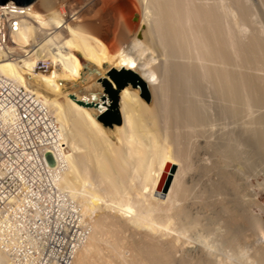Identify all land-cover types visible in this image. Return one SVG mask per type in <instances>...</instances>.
Returning <instances> with one entry per match:
<instances>
[{"label":"bare ground","instance_id":"1","mask_svg":"<svg viewBox=\"0 0 264 264\" xmlns=\"http://www.w3.org/2000/svg\"><path fill=\"white\" fill-rule=\"evenodd\" d=\"M226 1L137 0L139 24L116 14L100 36V26L86 28L74 16L73 3L64 12L53 0L32 3L35 10L0 49V74L40 97L60 128L61 208L55 219L38 212L31 221L24 208L0 217V264H225L189 242L186 234L205 224L210 231L217 225L229 250L251 248L255 264H264V228L249 180L264 160V38L254 31L240 37L246 4L234 0L233 18ZM113 69L130 70L136 81L120 88L121 121L107 127L97 118V78ZM204 79L236 127L205 140L209 157L199 156L198 144L190 163L184 135L169 128L208 124L197 103ZM79 86L89 93L80 97ZM132 191L136 204L126 203ZM43 240L52 246L48 256Z\"/></svg>","mask_w":264,"mask_h":264},{"label":"built area","instance_id":"2","mask_svg":"<svg viewBox=\"0 0 264 264\" xmlns=\"http://www.w3.org/2000/svg\"><path fill=\"white\" fill-rule=\"evenodd\" d=\"M34 10L32 4L12 0L0 4L1 50L7 49L11 33ZM8 56L15 54L8 52ZM60 144L65 145L60 128L42 99L0 74V217L24 208L31 221L36 220L31 214L38 212L56 218L61 203L55 185L59 175L55 152ZM50 245L43 240L46 256Z\"/></svg>","mask_w":264,"mask_h":264},{"label":"rangeland","instance_id":"3","mask_svg":"<svg viewBox=\"0 0 264 264\" xmlns=\"http://www.w3.org/2000/svg\"><path fill=\"white\" fill-rule=\"evenodd\" d=\"M53 1H54L55 8H59L60 10L61 9L67 10L69 8V6H68L69 3H73L74 6L72 5V9H73V12L75 13L74 16L78 15L77 19H81L80 23L82 22L81 24L86 28H88V27L90 28V26H92V24L100 26L101 30H99L100 31L98 34L99 36H100V34L105 33L107 29H109L108 32L110 31V28H112L113 23L116 19L115 18L113 20L112 17L114 18V15H116V14L119 15L121 13L120 15H123V18L126 20H128V18L130 19L132 17L131 20L133 22L139 24V21L137 19L138 17L134 18L135 13H138L137 10H139V8H138L139 4H138L137 0H102V1L101 0H53ZM226 2H229V4H230L229 6H231V8L234 7V9H232L233 10L232 11L233 12V15H232L233 18L234 17L238 18L239 11H238V9H235V8H237L236 5L233 6V3L236 4V2L234 0H227ZM242 3L244 5L246 4L245 5L246 6V12H248L249 15H246L247 21H245V23H244V20L246 18L242 21L244 24L242 23L243 25L241 24V26H243V27L236 30L237 34L240 33L241 36L238 34L240 37H245L246 35L250 34L252 31H254V32L260 33L262 35V37L264 38V0H246V1L243 0ZM88 6H90V7H88ZM87 8L90 10V12L88 11ZM150 9H151V11L154 10L153 7H151ZM247 10H249V11H247ZM42 12H47V11H42ZM234 14H236L237 17H236V15L234 16ZM117 15L115 17H117ZM151 16L153 17V14ZM247 16H249V17H247ZM105 19H107V20L105 21ZM101 20H103V21L101 22ZM103 22L105 25H101ZM103 27H105L104 28L105 31L103 30ZM256 29H258V30L260 29L261 32L256 31ZM238 30H240V31H238ZM242 34H244V35H242ZM103 36L104 35H101V38H103ZM109 36H110V34H109ZM106 40H105V42L107 43ZM108 41L112 42L111 40H108ZM109 42L107 43L108 45H109ZM113 43H114V41L112 42V44ZM164 58H165V56L163 54L162 55L160 54L158 59L163 60ZM184 59L186 60V58H184ZM198 62H199V66H200L202 62L201 61H198ZM113 70L118 71L116 69H113ZM201 71H202V69H201ZM115 77L118 78L117 75ZM103 78H106V77L105 76H98V78H97L98 84L100 85V87H102L101 88V91H102L101 92L102 93V95H101L102 109L99 112V114L102 111L106 110V108H108L110 105V98H109L108 92L105 90V85L103 84ZM107 79L110 81L111 86L113 88L117 89V98H118L120 86H118L117 82L114 80V77L111 74H108ZM122 80H123V84H124V82H125L124 78ZM84 82H87V80H85ZM203 86H204V88H203ZM208 86H209V88H208ZM87 88L88 87H85L82 89V86H79L80 97H84L86 94L89 93V91L86 90ZM201 88H203V91L201 92L203 94H202V96H201V93L199 94L200 96H198V98L200 97L201 99H197L199 101L197 103L199 104V106L202 108L203 111L204 110L206 111L205 113H208V114H206L208 117V119H207L208 124H201V125L196 124V125H192L194 127H191V125L189 126L188 124L174 123V124H171L170 128H169V130H171L170 131L171 133L179 132L182 134V136L183 135L185 136V137L183 136L182 142L184 143L183 144L184 148L186 150H188L186 152H187V155L189 157L188 160L190 163L197 162V160L196 161H193V160H195L194 155L196 154L197 147L199 145H200V149H198L199 150V156H204V157L210 156L209 153L205 152V150L202 149L203 148L202 144L205 142V140H209L208 138H211V140L217 139L221 134H224V133L228 134V133L233 132L234 128L236 127V124H234L231 117L225 116L224 114L221 113V111H220L221 100L215 94V92H212L213 88L211 87L210 82L208 80L205 81V79H204ZM206 88H208V89H206ZM211 88H212V90H210ZM60 100L64 101V97L61 96ZM162 101H164V99ZM202 105H204V106H202ZM118 110H119V108H118ZM217 111H218V114L216 113ZM119 113H120V110H119ZM120 119H121V115H120ZM231 122H233V123H231ZM102 125H105V124L102 123ZM113 125L114 124L105 125V126L111 127ZM163 127H164V124H163ZM230 129H231V131L228 132ZM192 132H194V133L192 134ZM109 134H110L111 139H113V140L116 139V133L114 131L110 132ZM169 148L170 149L174 148L171 140L169 142ZM190 155H191V157H190ZM200 159L201 158H199V161H200ZM262 162H264V160ZM262 162H261V166H259L257 168L258 170H256L250 176L249 180L251 182L250 185L253 189L254 197H256V199L259 202V206H255L252 209H253L254 213L258 214L257 216L260 217L259 219L261 221V224L263 223L262 224V229H263L264 228V226H263L264 225V210H263L264 209V163H262ZM258 186H259V188H258ZM98 187L101 188V187H103V185L102 186L99 185ZM104 188H102V189H104ZM105 192L102 190V193H101L102 195L100 194L101 197L103 196L105 198L106 196H108V192H106V195L104 194ZM126 195H127L126 203L136 204V199H135L137 196L136 193H134L132 191V192L126 193ZM106 198L108 199V197H106ZM260 205H261V207H260ZM144 208L145 207H142V208L140 207L139 210L142 211ZM140 211L137 213V215L141 213L138 216L142 217L141 215L143 213V216H144L145 215V213H144L145 209L143 210V212H140ZM202 223H204V221H202ZM206 226L210 228V226L208 224H205V227ZM213 226L215 227V230L217 232L218 229L216 228L217 227L216 224L215 225L211 224V231L209 228H208V230L207 229L205 230V227H204L203 229L205 231L204 230L202 231L200 229L201 231L198 230L199 232L198 231L194 232V233L192 231H189L190 233L186 232L187 238L189 237L188 238L189 242H191L195 245L199 244V245L203 246L205 248V250L207 252H209L210 255L214 254L213 255L214 257L216 256L218 259L220 258L221 260L226 261L227 263L224 262L225 264H229V262H230V264H234V263L235 264H248V263L249 264L250 263L255 264V261L252 258L253 255H252V251L250 250L251 248L250 249L248 248L249 250L247 252L245 250L240 251V253L236 252V250H233V252H232L231 250H229V248L225 247L221 243L219 236L217 235L218 232L216 233V232L212 231ZM127 233L128 232H126L125 234H127ZM263 240H264V229H263L262 241ZM100 252L102 255L104 254V256H108V254H109L107 248L103 244L100 248ZM242 254H244V255L242 256ZM239 257L241 259H239ZM97 260H98L97 262L100 264V261H101L100 258H98ZM239 260H240V263H238ZM97 262H95V264H98Z\"/></svg>","mask_w":264,"mask_h":264},{"label":"water","instance_id":"4","mask_svg":"<svg viewBox=\"0 0 264 264\" xmlns=\"http://www.w3.org/2000/svg\"><path fill=\"white\" fill-rule=\"evenodd\" d=\"M9 0H0V4H3ZM16 2V4H21V5H29L32 4L35 0H12ZM120 80H116V82H119ZM103 84L105 85V90L108 92L109 98H110V105L106 110L102 111L98 116V120L101 121L105 125H112V124H117L120 122V116L118 114V110L116 109L117 107V89L113 88L111 86L110 81L107 78H103ZM118 84V83H117ZM116 110V111H115ZM107 113L105 116V112ZM117 112V113H116ZM168 186V180L166 183V186L164 190H166Z\"/></svg>","mask_w":264,"mask_h":264},{"label":"trees","instance_id":"5","mask_svg":"<svg viewBox=\"0 0 264 264\" xmlns=\"http://www.w3.org/2000/svg\"><path fill=\"white\" fill-rule=\"evenodd\" d=\"M117 70V69H116ZM110 74L114 77V80L116 81V80H120L119 82H117L118 83V86H120V88L124 85L123 84V78H124V81L126 82L127 80H130L132 83H135V76L131 73V71L130 70H125V69H123V70H118V71H114V70H112L111 72H110ZM118 76V78L117 77H115V76ZM124 82V83H125ZM116 109L118 110V108L116 107ZM116 111V110H115ZM107 113H109L108 111L107 112H105V114L103 115V116H105ZM117 113V112H116ZM118 114H119V116H120V113H119V110H118ZM120 121H121V119H120ZM120 123V122H119Z\"/></svg>","mask_w":264,"mask_h":264}]
</instances>
